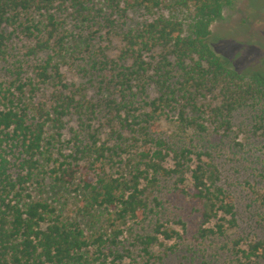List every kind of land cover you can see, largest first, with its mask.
<instances>
[{"label": "trees", "instance_id": "1", "mask_svg": "<svg viewBox=\"0 0 264 264\" xmlns=\"http://www.w3.org/2000/svg\"><path fill=\"white\" fill-rule=\"evenodd\" d=\"M234 1L0 0V58H6L14 33L31 40L27 56L50 52L35 61L28 76L17 65L11 80H0V264H125L133 246L142 264H163L175 248L161 239L181 241L185 224L173 221L178 231L156 221L149 233L135 234L129 224L146 219L148 189L161 178L172 179L176 190L198 204V237L225 234L234 223V205L218 183V169L203 160L206 152L161 135L159 120L174 113L180 130L229 139L236 113L255 109L246 132L264 135V43L228 36L263 49L245 66L233 61L240 51L227 58L214 47V34L227 29L217 22ZM131 10L145 18L125 28L118 20ZM248 16L246 11L239 24ZM66 20L89 36L119 29L114 33L120 37L116 58L90 66L108 93L101 103L79 96L77 88L69 90L53 61L68 36ZM50 82L61 92L52 94L49 105L36 104L33 112L23 100L26 88L34 92ZM151 86L155 91L150 98ZM101 111L102 124L91 126ZM71 115L79 126L62 141L63 119ZM64 143H69L68 152ZM234 144L241 146L240 141ZM112 167L122 171L109 172ZM47 183L55 191L77 193L78 220L40 195ZM94 211L100 212L102 224L87 236L80 217ZM128 237L132 241L125 245ZM238 245L234 240L230 250L243 264H259L263 240ZM156 246L163 254L153 252Z\"/></svg>", "mask_w": 264, "mask_h": 264}, {"label": "rangeland", "instance_id": "2", "mask_svg": "<svg viewBox=\"0 0 264 264\" xmlns=\"http://www.w3.org/2000/svg\"><path fill=\"white\" fill-rule=\"evenodd\" d=\"M246 11L249 14L248 21L243 25L239 24ZM142 12L131 10L127 12L125 19H119L125 28L134 27L144 20ZM220 29L227 28L221 33L214 34V47L219 54L231 58L237 52L240 55L233 60L234 63L245 66L253 62L255 58L262 55L263 49L253 42H239L228 38L231 34H237L244 40H257L264 43V0H235L233 5L223 10L222 18L217 22ZM216 25V26H217ZM120 27V24H118ZM252 28L250 33L246 30ZM65 29L68 33L60 51L53 54V61L59 66L62 74V81L69 90L78 89L79 96L92 103H101L108 93L103 90L104 84L98 72L91 71L93 61L102 59H115L120 48V37L114 35L119 29L115 28L111 34L105 29L96 31L92 36L80 32L74 28L71 22L66 20ZM237 42V43H236ZM31 40L14 33L8 45L6 58H0V80L9 81L12 72L17 65L23 73L28 76L31 66L35 61L45 58L50 52L40 53L35 57L25 54L27 47L31 46ZM240 45V46H239ZM60 87L53 82L44 84L37 91H30L27 87L23 100L34 112L38 103L50 104L52 94H57ZM154 87L148 88L149 97L154 96ZM67 93L68 90L62 91ZM200 102L204 103L205 98ZM255 109L239 110L234 118V132L229 139L220 138L218 135L204 133L199 134L191 130H180L176 127V116L169 113L159 120L161 135L177 145L192 144L197 150L206 152L203 160L218 169L219 185L232 196L234 205V223L227 226L224 235H208L198 237L197 227L200 223L199 214L194 212L198 207L196 201L181 194L173 186L172 179L161 178L158 183L148 189V208L146 219L141 222L129 223L132 232L149 233L156 221L164 222L168 229L180 231L179 226L173 221L181 220L185 224V232L181 241L174 239L163 241L165 246H173L175 249L163 258V264H200L205 261L210 264H243L238 255L231 250L234 240H239V247L245 246L255 240L264 241V135L261 137L249 136L246 132L250 127L251 116ZM103 111L98 112L97 118L92 121L91 126H100L103 122ZM62 141L71 137V128L79 126L76 115L63 119ZM105 136L106 129L100 131ZM235 136V138H234ZM240 141L241 146L234 144ZM65 152H68L69 143H64ZM170 165V161L167 162ZM109 172L119 171V167H112ZM48 185V183L46 184ZM74 188V186H72ZM46 192L40 194L48 197L54 203H58L70 218L78 220L80 208V197L77 193L68 189L53 190L44 188ZM99 211L92 215L83 213L80 217L81 226L87 236L99 232L102 224V216ZM213 221L209 223L211 226ZM128 237L124 244L128 245L132 239ZM178 242V243H177ZM174 244H177L174 246ZM132 248V259L125 260V264H142L143 258L135 246ZM153 252L163 254L164 249L158 246L153 247ZM259 264H264L263 258Z\"/></svg>", "mask_w": 264, "mask_h": 264}]
</instances>
